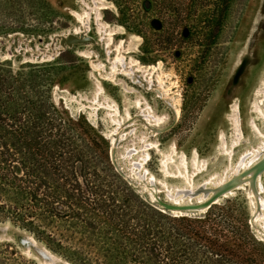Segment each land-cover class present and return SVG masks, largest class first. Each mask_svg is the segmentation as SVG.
<instances>
[{
	"label": "rangeland",
	"instance_id": "obj_1",
	"mask_svg": "<svg viewBox=\"0 0 264 264\" xmlns=\"http://www.w3.org/2000/svg\"><path fill=\"white\" fill-rule=\"evenodd\" d=\"M70 35L82 41L68 44ZM116 55L125 64L113 71ZM30 72L38 75L39 96L48 90L63 116L82 119L100 136L106 166L95 171L94 164L76 162L68 168L77 186L73 196L61 194L78 204L73 217L60 203L59 214L49 211L46 200L54 198L41 191L17 197L0 188V264H46L47 253L55 257L51 264H133L117 250L142 244L131 233L136 209L194 218L211 206L232 210L258 250L252 263L223 258L218 264H264V223L252 217L247 185L186 215L172 213L166 195L187 187L178 174L182 160L194 173V186L213 187L240 155L258 148L264 132V0H0L1 119H28L23 93L30 91L24 81ZM18 73L22 78L11 88ZM141 110L149 111L148 121ZM110 114L124 122L114 147ZM146 152L143 172L138 164ZM136 167L144 179L154 176L157 202L134 174ZM166 238L172 237L159 236Z\"/></svg>",
	"mask_w": 264,
	"mask_h": 264
},
{
	"label": "trees",
	"instance_id": "obj_2",
	"mask_svg": "<svg viewBox=\"0 0 264 264\" xmlns=\"http://www.w3.org/2000/svg\"><path fill=\"white\" fill-rule=\"evenodd\" d=\"M153 24L157 29L154 26L159 24ZM37 77L30 72L24 79L30 88L23 93L29 105L28 119L15 123L0 118V188L4 191L5 187L10 188L7 192L11 190L17 197H32L41 191L54 198L52 202L46 200L49 211L59 214L61 211L55 203H60L67 207V215L73 217L78 214V204L64 200L61 194L64 191L73 196L77 186V180L66 174L68 168L78 162L87 168L94 164V170L98 171L99 164L106 166V151L102 146L98 150L102 139L82 119L62 115L48 90L38 95ZM21 78L22 73L12 77L11 88ZM7 130H11L9 136ZM14 163L19 166L20 174L13 170ZM95 175L99 177L98 173ZM62 186H69L70 190ZM231 211L211 206L194 218H171L160 212L136 209L137 224L131 233L142 244L117 253L131 258L133 264H218L223 258L252 263L254 253L258 252L256 242ZM169 235L172 238L159 239Z\"/></svg>",
	"mask_w": 264,
	"mask_h": 264
},
{
	"label": "bare ground",
	"instance_id": "obj_3",
	"mask_svg": "<svg viewBox=\"0 0 264 264\" xmlns=\"http://www.w3.org/2000/svg\"><path fill=\"white\" fill-rule=\"evenodd\" d=\"M71 36L72 35H70L67 39L68 44L72 43L70 39ZM77 39L78 41L75 42L82 41L81 38H77ZM117 64H120L122 68L124 67L125 61L123 56L120 55L115 56L113 61V71L114 69H116ZM127 73H129V71H126L125 74ZM130 75H132V73ZM158 80L159 79H157V81ZM149 82L151 86L152 85L151 80ZM159 86L161 87V85ZM174 110L177 116L179 108H176ZM114 112L118 113L117 110H115ZM140 116L144 118L146 121H148L151 115L149 111L144 112L143 110H141ZM110 117L112 121L115 122V127L112 132L113 137L111 138V144L112 147H114L118 142L117 140L118 139L121 140L122 136L124 135L121 134V130H120L124 125V122H122L120 119L114 118L113 114L112 115L110 114ZM128 118L130 119V116H128ZM259 134L262 136V140L258 148H256L255 150L252 149V151H247L242 155H240L239 162L235 163V166L232 167L230 173L225 178H221L220 180L215 182V185H213V187L206 186L207 182L200 184V186H194L192 183L193 181L192 176L194 173L188 174L186 162L182 160V167H183L182 170L183 169L184 170L183 171L178 170V174L183 176L184 179L187 181V187L176 188L175 190H169V189L166 190V195L168 196V200L172 202V204L168 205L171 212L177 213V215H182L183 214L182 212L184 211L204 212L211 206V204L215 203L218 200L219 196L230 193L234 188H238V187L240 188L241 186L247 185L248 186V188H246L247 194L250 197V202L253 207L252 217L255 221L257 222L260 221L264 223V197L262 195V192L264 190V185L262 183V175L264 174V132L263 133L259 132ZM116 135H118V137H114ZM148 157H149V153L146 152L142 157V162L138 164V168L142 167L144 170L143 172L147 171L145 169V166L143 167V163L145 162V160L148 159ZM138 168L137 167L135 168L134 174L138 178L144 180V187L149 192L150 200L153 202H157L159 200L157 196L158 189L155 184L156 181L154 176L149 175L148 177H146V179H144L145 176H143L138 172ZM193 200H195L196 204L193 203L194 202ZM163 205L164 204H162V206ZM183 215L186 214L184 213ZM44 255H46V253ZM47 257L49 259L47 260L46 264H51L52 258L54 256L52 257L51 254L47 253Z\"/></svg>",
	"mask_w": 264,
	"mask_h": 264
},
{
	"label": "water",
	"instance_id": "obj_4",
	"mask_svg": "<svg viewBox=\"0 0 264 264\" xmlns=\"http://www.w3.org/2000/svg\"><path fill=\"white\" fill-rule=\"evenodd\" d=\"M77 38H78V37H76V36H75V37H74V36H71V37H70V39H71L72 42L78 41Z\"/></svg>",
	"mask_w": 264,
	"mask_h": 264
}]
</instances>
